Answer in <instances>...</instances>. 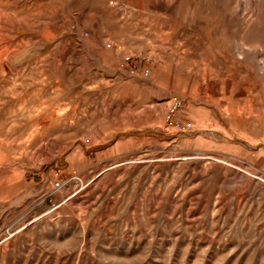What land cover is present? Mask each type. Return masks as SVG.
<instances>
[{"label": "rangeland", "instance_id": "obj_1", "mask_svg": "<svg viewBox=\"0 0 264 264\" xmlns=\"http://www.w3.org/2000/svg\"><path fill=\"white\" fill-rule=\"evenodd\" d=\"M234 5L0 0V264H264Z\"/></svg>", "mask_w": 264, "mask_h": 264}, {"label": "bare ground", "instance_id": "obj_2", "mask_svg": "<svg viewBox=\"0 0 264 264\" xmlns=\"http://www.w3.org/2000/svg\"><path fill=\"white\" fill-rule=\"evenodd\" d=\"M234 3L233 10L245 20V27L240 39L226 40L224 49L226 53L231 52L234 68L246 64L240 71L243 102L231 97L223 113L238 137L252 141L257 131L264 141V0H234ZM250 59L254 65L247 62ZM256 86H260L258 91ZM261 152L264 154V149Z\"/></svg>", "mask_w": 264, "mask_h": 264}, {"label": "built area", "instance_id": "obj_3", "mask_svg": "<svg viewBox=\"0 0 264 264\" xmlns=\"http://www.w3.org/2000/svg\"><path fill=\"white\" fill-rule=\"evenodd\" d=\"M149 73H150V70L148 68H146L143 72V74L146 76L149 75ZM180 106H181V102L178 99H173L171 101V107H170V110L167 114V120L175 128L189 127L190 124L184 125V124H182V122L179 119L174 118L175 112L180 108ZM56 185L60 186V182H57Z\"/></svg>", "mask_w": 264, "mask_h": 264}]
</instances>
